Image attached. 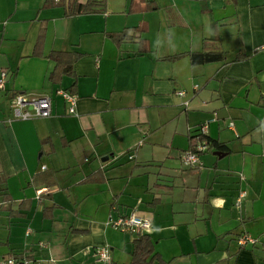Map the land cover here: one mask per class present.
I'll use <instances>...</instances> for the list:
<instances>
[{
	"label": "crops",
	"instance_id": "1",
	"mask_svg": "<svg viewBox=\"0 0 264 264\" xmlns=\"http://www.w3.org/2000/svg\"><path fill=\"white\" fill-rule=\"evenodd\" d=\"M123 28L133 38L116 43ZM212 34L225 59L191 64ZM54 52L79 54L73 74L50 78ZM0 69V260L89 264L107 246L128 264L138 237L106 221L135 211L167 264H264V0H105L69 16L0 0ZM16 92L49 96V115L15 119ZM200 124L218 145L190 166Z\"/></svg>",
	"mask_w": 264,
	"mask_h": 264
},
{
	"label": "built area",
	"instance_id": "2",
	"mask_svg": "<svg viewBox=\"0 0 264 264\" xmlns=\"http://www.w3.org/2000/svg\"><path fill=\"white\" fill-rule=\"evenodd\" d=\"M6 78L7 72L0 69V90L4 89ZM56 93L66 102L68 113L73 114L76 96L64 90H57ZM178 94L182 96L183 92L178 91ZM184 104H186V101ZM10 108L15 119H28L33 116L46 117L50 113V98L47 95L34 96L16 92L10 99ZM229 125L232 126L231 123ZM196 134L199 135L201 139H197L193 146L182 154V161L190 166H199L201 164L199 155L209 148L208 142L202 137L207 135L206 124H200L197 127ZM41 168H44V166H41ZM244 196L245 191L240 190L236 198V203H240ZM106 224L130 236L139 237L149 230L150 219L137 214L135 211H131L124 216L108 218ZM246 242L254 243V240L245 235L238 238V243L240 245ZM94 257V260L89 264H110L109 249L107 246L95 248ZM18 261H21V264H28L25 258L21 257L20 260H18L12 256L1 259L0 264H17Z\"/></svg>",
	"mask_w": 264,
	"mask_h": 264
},
{
	"label": "trees",
	"instance_id": "3",
	"mask_svg": "<svg viewBox=\"0 0 264 264\" xmlns=\"http://www.w3.org/2000/svg\"><path fill=\"white\" fill-rule=\"evenodd\" d=\"M141 2L142 0H135ZM46 5H62L65 9V15H76L89 13L94 11H100L104 9L105 0H86L84 3H80L77 0H45ZM148 8H155V5L151 6L148 2L145 3ZM139 27L131 28L130 30L135 32ZM128 28H123L121 31L111 34V38L116 43H120L124 40H131L132 34H129ZM40 40H37L39 46ZM186 55L189 58L191 64H206L212 62H218L225 59V52L222 50L219 44V37L217 34H212L210 37L203 40L202 49L200 51L187 52ZM79 54L74 52H54L50 55L55 61V67L50 74L51 79L61 76L62 74H73V61L78 58ZM241 56H236L238 59ZM208 142L209 147L211 145H218L216 142L211 141L207 135L202 136ZM197 139H201L199 135H194L191 138L190 147L196 142ZM131 260L128 264H167L164 262L154 250L153 242L147 233L140 235L138 238L132 241V249L130 251ZM12 257L20 260L21 257L11 255ZM17 264H21L18 261Z\"/></svg>",
	"mask_w": 264,
	"mask_h": 264
},
{
	"label": "water",
	"instance_id": "4",
	"mask_svg": "<svg viewBox=\"0 0 264 264\" xmlns=\"http://www.w3.org/2000/svg\"><path fill=\"white\" fill-rule=\"evenodd\" d=\"M214 154L217 155V156H219V155H221V154H223V153L220 152V151H215Z\"/></svg>",
	"mask_w": 264,
	"mask_h": 264
}]
</instances>
